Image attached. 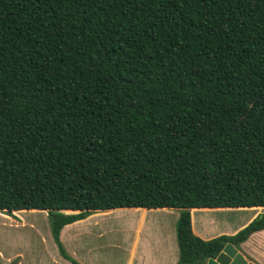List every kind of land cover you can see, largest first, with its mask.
<instances>
[{"label":"trees","instance_id":"trees-1","mask_svg":"<svg viewBox=\"0 0 264 264\" xmlns=\"http://www.w3.org/2000/svg\"><path fill=\"white\" fill-rule=\"evenodd\" d=\"M264 207V0H0V211L61 229L177 209L176 264L264 229L203 239L193 208Z\"/></svg>","mask_w":264,"mask_h":264},{"label":"rangeland","instance_id":"rangeland-1","mask_svg":"<svg viewBox=\"0 0 264 264\" xmlns=\"http://www.w3.org/2000/svg\"><path fill=\"white\" fill-rule=\"evenodd\" d=\"M122 209L92 213L63 234L61 231L60 241L67 253L79 264H161L162 258L178 256L177 209H148L140 227L136 220L143 215L141 210ZM201 214L215 232L226 234L264 214V207L204 210L195 214V226L201 222ZM49 225L44 210L0 211V264H72L58 252Z\"/></svg>","mask_w":264,"mask_h":264},{"label":"crops","instance_id":"crops-1","mask_svg":"<svg viewBox=\"0 0 264 264\" xmlns=\"http://www.w3.org/2000/svg\"><path fill=\"white\" fill-rule=\"evenodd\" d=\"M257 208V207H255ZM122 209V208H121ZM137 208H133V209H122V210H135ZM209 208H193L190 210L191 213V221H192V230L193 232L200 236L203 239H210L213 237H216L218 235L222 234V231H216V229H214L211 225H208L209 222H205L203 220L202 217H204V215H198V220L201 221L197 226H195L194 221H195V214L197 213H202L204 210H208ZM115 210V209H114ZM118 210V209H117ZM139 210H141L140 212L143 214L141 217L137 218V224L140 227L141 223H143L142 217L145 218V213L146 210L148 209H144V208H139ZM21 211V210H20ZM109 212H113V210H109V211H102V214H106ZM179 217V215H178ZM131 221H135V219H131ZM75 224L71 223L68 224L66 226H64L61 231L62 234L64 232L65 229H67L68 227H70L71 225ZM211 228V229H210ZM211 231H210V230ZM239 229H236L234 231H229L228 233H226L227 235H232L235 234ZM209 231V234H208ZM61 233V232H60ZM240 249H237L239 252H241V254L248 260L250 261V259L247 256L252 257L251 260L255 259L257 261H262V264H264V229L257 231L255 233H253L244 243H242L239 247ZM163 259V263L161 264H176L178 256L174 253L172 255H170L169 258H162ZM158 262V261H157ZM253 262V261H251Z\"/></svg>","mask_w":264,"mask_h":264},{"label":"water","instance_id":"water-1","mask_svg":"<svg viewBox=\"0 0 264 264\" xmlns=\"http://www.w3.org/2000/svg\"><path fill=\"white\" fill-rule=\"evenodd\" d=\"M206 264H254L248 261L231 243L225 244L215 258H209Z\"/></svg>","mask_w":264,"mask_h":264}]
</instances>
